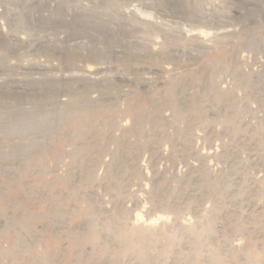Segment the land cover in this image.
Wrapping results in <instances>:
<instances>
[{
    "label": "rangeland",
    "instance_id": "obj_1",
    "mask_svg": "<svg viewBox=\"0 0 264 264\" xmlns=\"http://www.w3.org/2000/svg\"><path fill=\"white\" fill-rule=\"evenodd\" d=\"M175 1L177 2V0H0V40L6 41L5 46L0 47V97L3 98L1 100H22L26 97H32L36 102V99L51 97V100L48 101H52L62 94L65 96L61 98L67 99L66 95L71 92L85 90L91 85V97L100 99L106 108L110 105L115 106L113 113L102 112L101 119L107 124L100 125V127L95 126V128H100L113 137L112 140L101 139L102 145L108 146V148L106 147L107 149L99 152L95 148L91 150L92 153L95 151L93 154L90 153L89 147L87 149L96 162L91 166L90 181L85 180L82 183L74 175L71 178L68 176L70 168L75 165L76 155L68 154L75 149V143H71L74 140L63 139L65 131L69 128L66 125L67 127H61L54 137L58 142L51 141L49 145L51 149L44 155H40L35 161L36 166H40L41 170L32 177L34 187L32 192L34 194L32 192L28 196L25 194L26 198H23V201L19 202L16 207L27 208L33 205L36 213L29 218L30 225L39 230V227L46 222L47 227L50 225L49 228L51 229L53 221L48 218L50 217L49 213L51 215V206L59 200L60 193L69 192L68 185L73 182L76 184L74 192L79 196L76 197L78 200L74 198V195L76 196L74 193L72 197L61 200L59 205L61 208L69 207L68 209L71 210V215L67 219L66 230L80 231L81 225L79 223L81 224L83 220L91 216L98 220L96 223L100 226L101 221L103 222L115 214V219L126 226L125 231L130 232L129 230L139 228L144 229V231L141 230L142 232L152 235V244L149 246L150 254L158 253L159 248L168 245L166 253L161 258L162 260L159 259L158 264L161 262L162 264H199L198 262L201 264L207 262L215 253H219L221 256L215 264H237L238 262L240 264L241 261L243 264H264V234L262 233L264 230V210L253 211L246 207L247 202L251 201V204L256 202L264 208V197H260L264 196V88L261 84L264 81V0H196L198 1L197 9L192 10L191 19L179 14L176 17L162 16L156 11L158 5L168 7L172 11H181L189 3L187 0L182 3ZM191 2L195 3L193 0ZM250 39L257 41V44L249 46ZM224 54L229 55L231 62L227 61L228 63L224 65L218 64V56ZM85 63L91 66L93 71L84 72L81 66H84ZM162 68H166V70ZM234 70L241 71L243 75L250 78L253 82L250 84L252 86L246 89L236 85ZM260 73L263 78L258 82L257 77L260 76ZM193 74H196L195 81L187 87L188 94L197 95L200 93L204 96L202 86L207 74L213 87V92H209L211 96L208 94L211 102H202L201 105L205 108L202 107L198 113H195L196 118L199 117L197 114L200 115L198 122L195 115L192 114L196 119L195 127L192 128V125L187 122L190 120L187 116V119L184 118L176 122L171 119L172 122H167L161 132L159 130L155 132L152 123L145 122L143 135L142 133L139 134L140 136L132 133L124 135V131L132 128L134 123V114L129 111L131 99L142 95H145L146 98L148 95L142 105L143 107L146 106L147 99L159 97L164 99L163 93H165L164 90L168 85H178L180 80L183 81ZM50 80H54L55 84L50 85ZM255 83H259L261 86ZM105 86H113V89L105 92L103 89ZM248 88H252V90L248 91ZM214 90L215 92H223L225 97L229 98V103L231 101L230 104L235 107L228 109L229 112L232 111L234 116L233 118L231 115L232 121L225 120L222 117L224 116L223 113H218L225 99H221V101L223 100L221 103L219 100H212L216 94ZM257 93L258 95H256ZM55 108L63 109L64 105L60 104ZM162 109L165 114L172 112L170 107L168 108L166 105ZM235 134L239 137L240 135L243 136V142L240 140V142H234L233 136ZM87 135L90 133L88 132ZM123 139L128 143H136L140 146L137 151L128 155L127 159L131 168V162L133 163L134 160L132 158H137L135 160L139 165V173L133 171L131 175L128 170L130 168H128V172L125 170L118 174L121 178L116 176L117 181L111 188L112 190L106 189L103 183L108 180V168L109 164L113 162V151L116 150L117 140ZM2 144L6 145V142L0 138V145ZM150 145L154 146V150L149 147ZM209 145L214 147H212L214 156L202 163L201 154L206 152L205 150ZM156 148L166 154L163 153L162 158H156L158 152ZM251 152L258 154L255 158L257 162L253 156L250 157ZM58 155L59 160H57ZM184 157L186 158L184 159ZM232 160L238 170L231 175L227 189L231 190L236 183H241L243 185L242 191L238 195L220 194L221 197L217 195L216 191H213L212 187L215 185L216 179L218 181L223 174L230 172ZM186 161L194 162V164L199 162L196 167L201 169L195 173L198 181L187 184L183 191L178 192L177 197H175L172 194L175 190L178 191L181 184L180 179L188 172L184 163ZM76 165L80 166L79 163ZM30 171L31 166L23 171L18 170L9 176L10 178L6 182L8 190L2 193L0 197V212L8 213L12 195H17V193L20 195L23 191V181L25 178H29ZM206 175L211 177L210 185V181L204 179ZM99 183L103 185L97 186ZM142 183L145 185L143 186ZM48 184L49 187L46 188ZM140 185L146 189L143 188L144 191L139 190ZM95 186L98 188L96 187L97 196L94 199V204H92L93 208H99L102 204L110 208L109 213L100 212L101 215L97 214L99 211L88 213V208H90V198L88 199L90 195L88 193ZM37 189L46 192L45 194H38ZM169 191L171 193H168ZM135 193L136 195H134ZM44 195L48 199H44ZM96 199L99 203L96 202ZM218 201H222V205L221 202L219 203L221 208ZM135 202L138 203L139 212L142 214V221L139 219L136 222L137 225L132 219ZM116 205L121 206L123 211L116 212ZM46 216H48L47 219ZM228 216H232L233 219L237 217L235 227L229 222L228 219L232 218H228ZM148 218L151 220L155 218L154 226L149 227L146 224ZM212 218L215 219L212 221ZM248 218L249 220H247ZM38 225L40 226L38 227ZM208 225H211V230L214 229L210 230L211 235L209 232L211 237L215 236L214 240L210 237L208 239L207 232V240L206 235H202L205 234L203 230ZM237 226L238 228H236ZM47 227L44 230L40 227V230L45 233L39 230V233L42 232L40 233L42 237L33 244L30 237H24V240L30 243V254L19 253L14 262H11L9 257L4 258L3 256L2 262L6 264H43L33 258L48 256L52 259V249L61 244L63 235L67 231L55 234L52 230L50 231L53 233H50ZM254 227L260 232L249 234L246 231L245 233L244 229ZM105 230V239L102 237L95 243L85 246L84 251L87 250L84 255L86 253L87 256L76 255V247L72 244V246L68 245L61 255L63 257L62 264H69L72 261H76L77 264H92L96 260L99 262L106 258H115L119 253L120 242L112 238L111 229ZM15 232L14 237L8 236L11 232L3 230V223L0 222V254L12 250L11 238L14 240L22 238V229ZM48 232L49 234H47ZM192 233L198 238L202 237H200L198 245L195 243ZM226 233L230 235H226ZM109 235L115 241H107L106 238L110 239ZM222 241L224 242L222 243ZM224 243L234 246L232 248L235 249V258L226 251ZM246 244L249 245V248L252 247L251 250L254 252L245 249L247 248L245 247ZM242 250H247L251 255L249 253L245 255ZM126 255L121 258V264H135L137 261L135 255L128 253ZM197 256H199L198 259H196ZM248 258L250 259L247 260ZM232 260L236 262L234 263ZM48 264H53L52 260Z\"/></svg>",
    "mask_w": 264,
    "mask_h": 264
},
{
    "label": "bare ground",
    "instance_id": "obj_2",
    "mask_svg": "<svg viewBox=\"0 0 264 264\" xmlns=\"http://www.w3.org/2000/svg\"><path fill=\"white\" fill-rule=\"evenodd\" d=\"M184 0H177L176 3H182ZM188 6L183 8L181 11H172L170 10L168 7H164V6H160L158 5V7L156 8V11L162 15V16H172V17H176L179 15H182L185 18H190L192 17V10L193 9H197V4L198 1L193 0L195 3H192L191 0H187ZM154 10V9H153ZM155 11V12H156ZM171 11V12H170ZM173 12V13H172ZM182 17V18H183ZM181 19V18H180ZM184 19V18H183ZM201 19V18H200ZM224 31V30H223ZM229 31V30H228ZM1 32V31H0ZM1 34V33H0ZM196 35V34H195ZM194 35V36H195ZM1 36V35H0ZM6 44V41L0 40V47H4ZM257 41H255L254 39H250L248 42L249 46H253L256 45ZM1 49V48H0ZM155 49V48H154ZM3 51V50H2ZM153 52V51H152ZM158 52V51H157ZM253 52V51H252ZM255 55V54H254ZM152 56V55H151ZM250 56V55H249ZM261 58V57H260ZM227 61H229V55L228 54H224V55H220L217 58V63L218 64H226L228 63ZM258 61V60H257ZM255 61V62H257ZM231 62V61H229ZM253 63V62H252ZM261 63V62H260ZM256 64V63H255ZM264 64V63H263ZM159 65V64H158ZM226 66V65H225ZM79 67V66H78ZM82 70L86 73L93 71L91 66L87 65V63H85L84 66H81ZM167 67V66H166ZM172 67V66H171ZM160 68V67H158ZM163 69V68H162ZM168 69V68H167ZM163 70H166V68H164ZM172 70V69H171ZM176 70V69H175ZM69 72V71H68ZM166 72V71H165ZM174 72V71H173ZM263 73V72H262ZM73 74V73H72ZM71 74V75H72ZM90 74V73H89ZM88 74V75H89ZM93 74V73H92ZM97 74V73H96ZM234 80L236 81V85H239V87H245L247 89V87H251L253 82L250 78L246 77L245 75H243L241 73V71H236L234 70ZM259 75V74H258ZM257 75V76H258ZM261 73L260 76L257 77V81L258 80H262L263 77H261ZM87 76V75H85ZM84 76V77H85ZM196 74L192 75V76H188L189 78L187 79H182L183 81H179L178 85H168V87L164 90L165 93H163L165 96L164 99H160L156 98V99H147L146 102V106H142L144 101L146 100L145 95L143 96H136L134 99H129L130 101V105H129V111L134 114V123L132 128L130 129H126L124 131V135L127 134H141L143 131V125L145 124V122H149L152 123L151 125L153 126L154 130H156L155 132H157L159 130V132H161V130L163 131V128L165 127L166 123L171 121V119H173V121L175 120H182L184 118H189L190 120H188L187 122L190 123V125L193 126L196 124V119L198 122V118H200V115L197 114L196 118V114L198 113L201 109H202V102H206V101H210V94L209 92L213 90V87L210 83V77L207 74L206 78H205V83L203 84V89H202V93L204 94V96H202L200 93L199 94H195V95H190L187 93L186 89L187 87L192 84V82H194ZM83 77V78H84ZM159 77V76H158ZM164 77V76H163ZM67 78V77H66ZM16 80V79H15ZM55 80V79H54ZM54 80H50L49 84L50 85H54L55 81ZM165 80V79H163ZM264 80V79H263ZM91 81V80H90ZM178 81V80H177ZM176 81V82H177ZM98 82V81H97ZM136 82V81H135ZM156 82V81H155ZM259 82V81H258ZM19 84V83H18ZM168 84V83H167ZM166 84V85H167ZM195 84V83H194ZM256 85H258L257 83H255ZM263 88H264V81L261 83ZM221 85V84H220ZM260 85V84H259ZM101 86V85H100ZM177 86V87H176ZM222 86V85H221ZM261 86V85H260ZM91 85L89 87H86L85 90L82 91H73V92H69L70 94L66 95L68 98H61L62 96H65V94L62 95H58L57 97H55V99H52V101H48L51 100V97H45V99L40 98V99H36L37 101L35 102V99L32 97H26L23 98L22 100L19 99H11V100H1L3 98L0 97V138L2 140H4L6 142V145H0V197L1 194L4 192H7L8 190V185H7V181L9 180V176L13 175L14 173H16L18 170L23 171L25 168L31 166V171L29 172L28 176L29 178H25V180L23 181V191L20 193V195H12V199L10 200V209H8V213H2L0 212V222L3 223V230H7V232H11L8 236H15L17 230L22 229V238L21 239H10L11 242V251H5L6 253L0 254V264H6L4 262H2V257L4 256V258L7 256V258L9 257V259L11 260V262L15 261V257L19 255V253H29V245L30 243L27 242L26 240H24V237H30L32 239V244L38 239L40 240V237L42 232H38L40 230V227L44 230L45 227L48 226V224L46 222H44V224H40L38 225L39 230L35 227H33V225H30V220L29 218H31L32 216H34L35 212V208L34 206H29L27 208H22L20 206L16 207V205L23 201V198L25 197V194L28 196L29 193L32 192V190H34L33 187V180L32 177L36 176L40 170L41 167L40 166H36L35 161L36 159L40 156V155H44L46 152H48L51 148L49 147L50 142L54 141L55 143L58 142L57 139H54L55 135L60 131L61 127L64 126H68L69 128L65 131L63 139L67 140H74L71 141V143H75V149H73L72 151H70L68 154L70 155H76V161H75V165L72 166L70 168V173H69V177L71 178L72 175H74L75 177H77V179L79 181H81L83 183V181L85 182V180H89L91 179V166L94 165L96 162H94L95 159H93L91 157V155L89 154L91 150L95 149L98 152L101 150H105L108 148V146L102 145L101 143V139L105 138L107 140H112L113 137L108 133H105L104 131H102L100 128H95V126L100 127V125H106L107 123L105 121H103L101 119V115L103 111H109L111 113H113L112 111H114L115 106L114 105H110L107 106L108 108H106V106H104L105 104H103L100 99H94L93 97H91ZM70 88V87H69ZM104 91L107 92L111 89H113V86H105ZM252 90V88H248L249 90ZM254 89V88H253ZM72 91V90H71ZM94 91V89H93ZM150 91V90H149ZM159 91V90H158ZM201 91V90H200ZM247 91V90H246ZM245 91V92H246ZM259 91V90H258ZM213 92V91H212ZM252 93L254 92L251 91ZM257 92V91H256ZM68 93V92H67ZM93 93V92H92ZM104 93V92H103ZM161 93V92H160ZM214 94L215 96L212 98V100H219L220 103L223 101H221V99H225L222 103L223 105L221 106V108L219 109L218 113H223L225 120L227 121H232L231 117L233 116V114L231 113L232 111L229 112V108L233 107L230 101L229 103V98L225 97V94L223 92H215L214 90ZM250 93V92H249ZM247 93V94H249ZM261 93V92H260ZM154 94V93H153ZM206 94V95H205ZM210 96H209V95ZM255 94V93H254ZM253 94V95H254ZM112 95V94H111ZM162 95V94H161ZM213 95V94H212ZM258 95V93L256 94ZM248 96V95H247ZM246 96V97H247ZM249 96H251L249 94ZM16 98H18V96H15ZM14 97V98H15ZM152 97V96H151ZM233 97V96H232ZM108 98V97H107ZM123 98V97H122ZM125 98V97H124ZM163 98V97H162ZM249 98V97H248ZM260 98V97H259ZM231 100V99H230ZM211 102V101H210ZM218 102V101H217ZM114 103V102H113ZM234 103V102H233ZM64 105L63 109L60 108H55L57 105ZM235 104V103H234ZM233 104V105H234ZM259 104V103H258ZM25 105H30L28 107H26ZM117 105V104H116ZM166 105L168 106V108L170 107V109L172 110V112L170 111L171 114L167 115L165 114V112L163 111L162 107ZM49 106V107H48ZM235 106V105H234ZM262 107V106H261ZM205 107H203L204 109ZM235 108V107H233ZM214 109V108H213ZM258 109V108H257ZM166 110V109H165ZM218 110V109H217ZM258 112V111H257ZM105 113V112H104ZM103 113V114H104ZM110 113V114H111ZM202 113V112H201ZM195 115V118L193 115ZM214 114V113H213ZM219 114V116H220ZM252 114V113H251ZM218 115V114H217ZM232 115V116H231ZM193 116V117H190ZM120 118V117H119ZM186 118V119H187ZM193 120H192V119ZM209 118V117H208ZM234 118V116H233ZM110 119V117H109ZM109 119H107L109 121ZM214 119V118H213ZM253 119V118H252ZM120 120V119H119ZM244 120V119H243ZM246 120V119H245ZM185 121V120H184ZM200 121V119H199ZM202 121V119H201ZM205 121V120H204ZM235 121V120H233ZM256 121V120H255ZM261 121V120H260ZM172 122V121H171ZM246 122V121H245ZM111 123V122H110ZM113 123V122H112ZM128 123V122H127ZM232 123V122H231ZM148 124V123H147ZM219 124V123H218ZM234 124V123H233ZM114 125V124H113ZM112 125V126H113ZM235 125V124H234ZM66 126V127H67ZM237 126V125H235ZM115 127V126H114ZM128 127V126H127ZM189 127V126H188ZM195 127V126H194ZM197 127V126H196ZM209 128V127H208ZM238 128V126H237ZM241 128V127H240ZM239 128V129H240ZM115 129V128H114ZM152 129V128H150ZM214 129V128H213ZM194 130V129H193ZM213 131V130H212ZM228 131V130H227ZM239 131V130H238ZM88 132L90 133V135H87ZM158 132V133H159ZM186 132V131H185ZM215 132V131H213ZM223 132V131H222ZM229 132V131H228ZM261 132V131H260ZM154 133V132H153ZM258 133V132H257ZM191 134V133H190ZM219 134V133H218ZM143 135V133H142ZM141 135V136H142ZM159 135V134H158ZM163 135V133H162ZM192 135V134H191ZM215 135V134H214ZM217 135V134H216ZM140 136V135H139ZM150 136V135H149ZM122 137V136H121ZM138 137V136H137ZM145 137V136H144ZM156 137V136H155ZM172 137V136H171ZM195 137V136H194ZM163 138V137H162ZM186 138V137H185ZM188 138V136H187ZM201 138V137H200ZM246 138V137H245ZM165 139V138H164ZM168 139V138H167ZM217 139V138H216ZM233 141L234 142H238L239 140L242 141L244 138L243 136L240 135H234L233 136ZM157 140V139H156ZM232 140V139H231ZM170 141V140H169ZM239 141V142H240ZM210 142V141H209ZM243 142V141H242ZM149 143V142H148ZM147 143V144H148ZM155 143V142H154ZM158 143V142H157ZM163 143H165L163 141ZM264 143V142H263ZM151 144V143H150ZM208 144V143H207ZM240 144V143H239ZM155 145V144H154ZM161 145V144H160ZM166 145V144H165ZM197 145V144H196ZM212 145V144H211ZM209 145L207 150H205L203 153L201 154L202 156L200 157V159H202V163H204L206 161V159L208 160V158L214 156L213 154V150L212 147ZM115 146V145H114ZM261 146V145H260ZM88 147L90 148L89 151H87ZM107 147V148H106ZM152 149L154 148V146H149ZM174 147V145H173ZM242 147V146H241ZM256 147V146H255ZM254 147V149H256ZM74 148V147H73ZM92 148V149H91ZM110 148V147H109ZM140 148V146L136 143H128L126 141L123 140H117V147L115 152L113 151V162L112 163H108L109 164V168H108V180L107 182L105 181L104 187L106 189H111L115 184H116V176L118 174H120V172H124L125 170L127 171L128 168H130L127 163V159H128V155L132 154L134 151H137ZM159 148V147H158ZM156 148V150L158 149ZM214 148V147H213ZM253 148V147H252ZM147 149V148H146ZM151 149V150H152ZM154 150V149H153ZM152 150V151H153ZM155 150V151H156ZM238 150V149H237ZM258 150V149H257ZM96 151V152H97ZM158 151V150H157ZM184 151V150H183ZM213 151V152H212ZM253 151V149H252ZM95 152V151H94ZM93 152V153H94ZM167 152V151H166ZM175 152V151H174ZM182 152V151H181ZM189 152V151H188ZM248 152V151H247ZM250 152V151H249ZM92 153V154H93ZM139 153V152H138ZM155 153V152H154ZM164 153V152H163ZM163 153L161 151H158L156 153V158H162L163 157ZM176 153V152H175ZM258 153V152H257ZM151 154V153H150ZM166 154V153H164ZM181 155V153H179ZM179 154H177L179 156ZM189 154V153H188ZM194 154V153H193ZM243 154V153H242ZM69 155V156H70ZM99 155V154H98ZM105 155V154H104ZM186 155V154H184ZM196 155V154H195ZM232 155V154H231ZM237 156V153L235 154ZM61 156V155H60ZM96 156V155H95ZM112 156V155H111ZM165 156V155H164ZM168 156V155H167ZM183 156V154H182ZM193 156V155H192ZM191 156V157H192ZM250 156V155H249ZM253 156V159L255 160V158L258 156V154L252 153L251 152V156ZM59 157V155H58ZM195 157V156H194ZM235 157V156H234ZM97 158V157H94ZM155 158V157H154ZM171 158V156H170ZM176 158V157H174ZM186 157H184L185 159ZM197 158V157H196ZM215 158V157H214ZM219 158V157H218ZM60 157L57 159L59 160ZM131 159V158H130ZM133 163L131 162V168L128 169L130 171L129 174H133V171L135 173L138 172V163H137V158L133 157ZM136 159V160H135ZM241 159V158H240ZM252 159V160H253ZM56 160V161H57ZM75 160V159H74ZM107 160V159H106ZM235 161V159H233ZM232 160V161H233ZM155 161V160H154ZM158 161V160H157ZM185 161V160H184ZM233 163L231 164V168H230V172H228L227 174H223L222 177H220L221 179L217 181V179L215 180L212 179L213 181L215 180V185L212 187L213 191L217 192V195H228V194H235L238 195L241 193L242 191V184L241 183H236L234 185V187L229 190L227 189V184L230 181V177L232 174H234L236 172V170H238L236 168V165ZM251 161V160H250ZM257 162V160H255ZM259 161V159H258ZM71 162V161H70ZM140 162V161H138ZM156 162V161H155ZM207 162V161H206ZM219 162V161H218ZM254 162V161H253ZM76 163H79L80 166L78 167L76 165ZM98 163V162H97ZM151 163V162H150ZM158 163V162H157ZM186 169L188 170V172L185 174V176L183 178H181L180 180V188L178 189V191L175 190V192L172 194L173 196L177 197L178 192H182L184 187L187 186V184H191V182L194 181H198V177L195 175L196 172H198L200 169L199 167H196V165L199 163L194 164L186 161L184 162ZM221 163V162H220ZM252 163V162H251ZM261 163V162H260ZM130 164V163H129ZM206 164V163H205ZM204 165V164H203ZM205 166V165H204ZM263 166V165H262ZM68 167V165H67ZM250 167V164H249ZM256 167V166H255ZM259 167V166H258ZM67 169V168H66ZM144 169V168H143ZM185 169V170H186ZM160 170V169H159ZM245 170V169H244ZM257 170V169H256ZM170 171V170H169ZM203 171V170H202ZM201 171V172H202ZM128 172V171H127ZM153 172V171H152ZM243 172V171H242ZM139 173V172H138ZM122 174V173H121ZM205 174V173H204ZM260 174V173H259ZM124 175V174H122ZM121 175V176H122ZM147 175V174H146ZM157 175V174H156ZM200 175V174H199ZM208 175V173H207ZM205 176V180L206 181H210L211 177L209 178L208 176ZM254 175V174H253ZM120 177V175H118ZM178 176V175H177ZM201 176V175H200ZM204 176V175H203ZM210 176V175H209ZM145 177V176H144ZM147 177V176H146ZM145 177V178H146ZM202 177V176H201ZM121 178V177H120ZM257 178V177H255ZM125 179V178H124ZM123 179V180H124ZM157 179V178H156ZM97 180V179H96ZM133 180V179H132ZM143 180V179H142ZM243 180V179H242ZM263 180V179H262ZM73 181V180H72ZM77 181V182H79ZM257 181V180H255ZM35 182V181H34ZM75 182V181H74ZM143 182V181H142ZM155 182H158L157 180H155ZM37 183V182H36ZM69 183V182H68ZM145 183V182H144ZM208 183V182H206ZM211 181L209 182L210 185ZM230 183V182H229ZM255 183V182H254ZM257 183V182H256ZM35 184V183H34ZM53 185V183H51ZM81 184V183H80ZM103 184H98L97 186H102ZM143 184V183H142ZM159 184V183H158ZM45 185V184H44ZM51 185V187H52ZM125 185V184H123ZM145 184H143L144 186ZM231 185V184H230ZM69 192L64 194V193H60L61 196H59V200H57L56 202H54V204L51 206V215L49 213V216H46L50 218L53 222V224L51 225V229L49 227L48 230L51 233L52 231L57 234L61 231L66 232L67 231V235L64 233V238L63 240L60 242L61 244L59 246H57L56 248L52 249L51 252V258L50 259L48 256H39V257H34L33 259L35 261H40L41 263H45L48 264L49 262H51L53 264H62V258L61 255H63V252L65 250V248L68 245H73L76 247L75 252L76 255H84V248L85 246L88 244H93L95 243L98 239L100 238H104V232L106 231L105 229H111L110 231H112V238L113 239H117L118 242H120V246H119V253L115 256V258H106L103 261H94L92 262V264H121V258L128 254H134L135 255V264H158L159 259H161L163 257V255L166 253L167 251V246H163L161 247V249L159 248L158 253H154L153 255L150 254L149 249H150V244L151 243V239H153L152 235L150 236V234L148 233H144L142 231H144V229H132L129 230L130 232L125 231L124 229H126V226H124V224H122L121 222L117 221L114 217V215L109 216L110 218L105 219L103 222L101 221L100 226L98 225V223H96V221L98 222V220L93 219V217H87L86 220H81L82 223L79 225H81L79 228L80 231H72L71 229L66 230V224H67V219L70 217L71 215V210L68 208H61L60 205V201L68 198V197H72V195H74V191L76 190V184L71 182L69 183ZM67 186V187H68ZM91 187L92 189L90 190V193H88L90 195V197H88L89 199V207L88 208V213H92L93 211H95L94 213H96V211L100 214V212H108L110 210V208H108L107 206H103L102 204H100L99 208L96 209L93 208L92 204H94V199L97 196V192H96V187ZM142 185H140L139 190L144 191V189H146L145 187H143ZM149 186V185H148ZM200 186V185H199ZM208 186V185H207ZM253 186V185H252ZM49 187V184L46 188ZM202 187V186H200ZM98 188V187H97ZM115 188V187H114ZM130 188V187H129ZM244 188V187H243ZM79 189V188H78ZM81 189V188H80ZM128 189V188H127ZM202 189V188H201ZM112 190V189H111ZM126 190V189H125ZM137 190V189H135ZM193 190V189H192ZM174 191V190H173ZM245 191V189H244ZM254 191V190H253ZM258 191V190H257ZM38 194H45L46 191H41L38 190L36 191ZM49 193V191H47ZM108 192V191H107ZM120 192V191H119ZM136 192V191H135ZM140 192V191H139ZM149 192V191H148ZM158 192V191H157ZM164 192V191H163ZM206 192V191H205ZM264 192V191H263ZM262 192V193H263ZM28 193V194H27ZM33 193V192H32ZM168 193H171V191H169ZM34 194V193H33ZM47 194V193H46ZM56 194V193H54ZM53 194V195H54ZM59 194V192H58ZM63 194V195H62ZM76 194V193H75ZM82 194V193H81ZM164 194V193H163ZM260 194V193H259ZM57 195V194H56ZM79 195V194H78ZM136 195V193L134 194ZM138 195V194H137ZM220 195V196H221ZM234 195V196H235ZM243 195V194H242ZM257 195V194H256ZM37 196V195H36ZM42 196V195H41ZM46 195H44L43 197H45ZM48 196V195H47ZM64 196V197H63ZM252 196V195H251ZM34 197V195H33ZM38 197V196H37ZM76 197L78 198L79 196L74 195V198L76 199ZM86 197V196H85ZM121 197V196H120ZM119 197V198H120ZM165 197V196H164ZM222 197V196H221ZM247 197V196H246ZM260 197H264V196H260ZM36 198V197H35ZM40 198V197H38ZM42 198V197H41ZM47 197H45L44 199H46ZM113 198V197H112ZM116 198V197H114ZM179 198V197H178ZM238 198V196H237ZM243 198V197H242ZM248 198V197H247ZM43 199V198H42ZM48 199V198H47ZM52 199V198H51ZM78 200V199H76ZM225 200V199H224ZM75 201V200H74ZM99 201V200H98ZM181 201V200H180ZM258 201V200H257ZM260 201V200H259ZM97 202V199H96ZM132 202V201H131ZM157 202V201H156ZM221 202L222 205V201H218V205H220L219 203ZM255 202V201H254ZM37 203V201H36ZM99 203V202H97ZM101 203V202H100ZM106 203V202H105ZM104 203V204H105ZM117 203V202H116ZM169 203V202H168ZM180 203V202H179ZM224 203V202H223ZM247 206L248 208L254 210H258L260 211V209L264 208L262 206H259V203L257 204L256 202L251 204V201L247 202ZM264 203V202H263ZM137 202L134 203V208L133 209V221L136 223L139 219L142 221L141 219V213L139 212V208L137 206ZM214 204V203H213ZM217 204V203H216ZM246 204V203H245ZM161 205V204H160ZM190 205V204H189ZM194 205V204H193ZM217 205V206H218ZM220 205V208H221ZM114 206V205H113ZM180 206V205H177ZM191 206V205H190ZM228 206V205H227ZM50 207V208H51ZM144 207V206H143ZM173 207V206H172ZM219 207V206H218ZM171 208V207H170ZM176 208V207H175ZM212 208V207H211ZM219 208V209H220ZM98 209V210H97ZM141 209V207H140ZM173 209V208H172ZM86 210V209H85ZM142 210V209H141ZM189 210V209H188ZM196 210V208H195ZM230 210V209H229ZM232 210V209H231ZM245 210V209H244ZM248 210V209H247ZM123 211L121 206L116 205V212H121ZM169 211V210H168ZM178 211V210H177ZM199 211V210H198ZM216 211V210H214ZM249 211V210H248ZM165 212V211H164ZM174 212V210H173ZM194 212V211H193ZM228 212V211H227ZM258 212V211H257ZM87 213V214H88ZM109 213V212H108ZM106 213V214H108ZM115 213V211H114ZM175 213V212H174ZM218 213V212H215ZM247 213V212H246ZM250 213V211H249ZM105 214V215H106ZM154 214V213H153ZM253 214V213H252ZM259 214V213H258ZM101 215V214H100ZM179 215V214H178ZM201 215V214H200ZM221 215V214H220ZM263 215V214H261ZM81 216V215H80ZM96 216V215H95ZM166 216V215H165ZM176 216V215H175ZM197 216V215H195ZM226 216V215H225ZM230 216V215H229ZM228 218H232V219H228L230 223L233 224V226L235 227L237 224V217H229ZM245 216V215H244ZM107 217V216H106ZM158 217V216H157ZM193 217V216H192ZM198 217V216H197ZM249 217V216H248ZM82 218V216H81ZM98 218V217H97ZM159 218V217H158ZM161 218V217H160ZM187 218V217H186ZM185 218V219H186ZM202 218V217H200ZM223 218V217H222ZM247 218V216H246ZM149 219V218H148ZM163 219V218H162ZM215 218H212V221ZM50 220V221H51ZM154 220L149 219L147 221V225L149 227L154 226ZM181 220V219H180ZM211 220V219H210ZM249 220V218L247 219ZM261 220V219H259ZM264 220V219H263ZM47 221V220H46ZM158 221V220H156ZM171 221V220H170ZM227 221V220H225ZM246 221V220H245ZM100 222V221H99ZM133 222V223H134ZM186 222V221H185ZM190 222V221H188ZM50 223V222H49ZM132 223V222H131ZM141 223V222H140ZM158 223V222H157ZM192 223V222H191ZM225 223V222H224ZM255 223V222H254ZM264 223V222H263ZM262 223V226H263ZM74 224V223H73ZM163 224V223H162ZM197 224V223H196ZM240 224V223H239ZM238 224V225H239ZM260 224V223H259ZM258 224V225H259ZM125 225H127V223H125ZM137 225V223H136ZM142 225V223H141ZM145 225V224H144ZM143 225V226H144ZM146 225V228H147ZM170 225V224H169ZM178 225V224H177ZM255 225V224H254ZM16 226V227H14ZM174 226V225H173ZM230 226V225H229ZM253 227V225H251ZM132 227V226H131ZM216 227V226H215ZM227 227V226H226ZM244 227V226H243ZM256 227V226H255ZM244 229L245 233L246 231L249 234H256L259 233L260 231L258 229ZM47 228H46V232H47ZM70 228V227H68ZM133 228V227H132ZM214 228V227H213ZM238 228V226L236 227ZM240 228V227H239ZM248 228V227H247ZM251 228V227H250ZM12 229V230H10ZM129 229V228H128ZM157 229V228H156ZM199 229V228H198ZM203 229V228H202ZM201 229V230H202ZM217 229V228H216ZM40 230V231H43ZM52 230V231H50ZM142 230V231H141ZM196 230V229H195ZM200 230V231H201ZM211 230V225H208V227H206L203 232H205V234L202 235H206V232L209 235V232ZM214 230V229H212ZM211 230V231H212ZM233 230V229H232ZM242 230V229H241ZM146 231V230H145ZM44 232V231H43ZM49 232L47 234H49ZM52 232V233H53ZM219 232V231H218ZM225 232V231H224ZM227 232V230H226ZM6 233V232H4ZM45 233V232H44ZM188 233V232H187ZM191 233V232H189ZM195 233V232H194ZM193 234V236L196 234ZM213 233V232H212ZM222 233V232H221ZM262 233L264 234V230L262 231ZM218 234V233H217ZM228 233H226L227 235ZM232 234V233H231ZM43 235V234H42ZM62 235V233H61ZM66 235V236H65ZM197 236H199L198 234H196ZM211 235V232H210ZM208 236V239L210 237V239L214 240V237ZM225 235V234H224ZM230 235V234H228ZM236 235V234H234ZM190 236V235H189ZM192 236V237H193ZM194 236V241L195 243L198 245L200 242L201 238ZM237 236V235H236ZM249 236V235H248ZM108 237V236H107ZM110 239L106 238V240H112L115 241L113 239H111V236L109 235ZM174 237V236H173ZM205 237V236H204ZM203 237V238H204ZM245 237V236H243ZM172 238V237H171ZM176 238V237H175ZM230 238V237H229ZM252 238V237H251ZM60 239V238H59ZM105 239V238H104ZM189 239V238H188ZM192 239V238H191ZM221 239V238H220ZM231 239V238H230ZM234 239V238H232ZM242 239V237H241ZM246 239V238H245ZM103 240V239H102ZM105 240V241H106ZM169 240V239H168ZM204 240V239H203ZM206 240H207V235H206ZM184 241V240H183ZM193 241V243H194ZM218 241H220L218 239ZM227 242L229 240H226ZM260 241V240H259ZM172 242V240H171ZM186 242V241H185ZM202 242V241H201ZM215 242V241H214ZM213 242V243H214ZM224 241H222L223 243ZM231 241H229L230 243ZM234 242V241H232ZM237 242V241H236ZM254 242V241H253ZM194 243V245H195ZM211 243V242H210ZM229 243H224L225 249L226 251L229 252V254L235 258L236 253H235V249H233L232 247L234 246H230L228 245ZM255 243V242H254ZM170 244V243H169ZM220 244V243H219ZM249 244V243H248ZM258 244V243H257ZM71 245V246H72ZM196 245V247H197ZM92 246V245H90ZM97 246V245H96ZM252 246V245H250ZM172 247V246H171ZM200 247V245H199ZM247 248L245 249H249L251 250V248H249V245L246 246ZM262 247V246H261ZM114 248V247H113ZM178 248V247H177ZM210 248V247H209ZM223 248V247H221ZM239 248V247H238ZM94 249V248H93ZM175 249V248H174ZM185 249V248H184ZM183 249V250H184ZM199 249V248H198ZM113 250V249H112ZM177 250V249H176ZM193 250V249H192ZM215 250V249H214ZM223 250V249H222ZM257 250V249H256ZM261 250V249H260ZM27 251V252H26ZM195 251V250H194ZM220 251V250H219ZM239 251V250H238ZM237 251V252H238ZM244 252V254L246 255L247 253H249L247 250H242ZM247 251V252H246ZM253 251V250H251ZM98 252V251H97ZM197 252V251H196ZM218 252V251H217ZM254 252V251H253ZM88 253V252H87ZM192 253V252H191ZM30 254V253H29ZM91 254V253H90ZM99 254V253H98ZM168 254V253H167ZM211 254V253H210ZM214 254V253H213ZM227 254V253H226ZM250 254V253H249ZM261 254V253H260ZM82 255V256H83ZM92 255V254H91ZM94 255V254H93ZM133 255V256H134ZM251 255V254H250ZM249 255V256H250ZM21 256V255H20ZM23 256V255H22ZM84 256H87V254L85 253ZM83 256V257H84ZM127 256V255H126ZM131 256V255H130ZM32 257V256H31ZM72 257V256H71ZM104 257V256H103ZM194 257V256H193ZM199 256H197L196 259H198ZM207 257V256H206ZM220 254L219 253H215L210 259H208L207 262H203L201 264H215L217 261L220 260ZM129 258V257H128ZM133 258V257H132ZM131 258V259H132ZM202 258V257H201ZM205 258V257H204ZM237 258V257H236ZM180 259V258H179ZM189 259V258H188ZM239 259V258H238ZM237 259V260H238ZM250 258H248L247 260H249ZM162 260V259H161ZM164 261V260H163ZM192 261V260H191ZM203 261V260H202ZM225 261V259H224ZM223 261V262H224ZM233 261V260H232ZM244 261V259H243ZM7 262V261H6ZM182 262V261H181ZM198 262V261H197ZM234 263L236 261H233ZM242 262V261H241ZM240 262V264H241ZM252 262V261H250ZM249 262V263H250ZM196 263V262H195ZM200 264V262H198ZM228 263V262H227ZM239 263V262H238ZM237 263V264H238ZM247 263V262H246ZM10 264V263H7ZM69 264H77L76 261H72ZM162 264V262H161ZM191 264V263H190ZM236 264V263H235ZM243 264V262H242Z\"/></svg>",
    "mask_w": 264,
    "mask_h": 264
}]
</instances>
